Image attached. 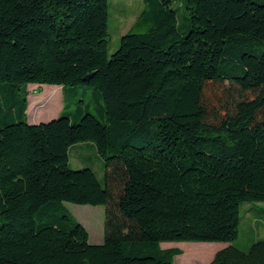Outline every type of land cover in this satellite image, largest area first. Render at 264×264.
I'll list each match as a JSON object with an SVG mask.
<instances>
[{
    "label": "trees",
    "instance_id": "obj_1",
    "mask_svg": "<svg viewBox=\"0 0 264 264\" xmlns=\"http://www.w3.org/2000/svg\"><path fill=\"white\" fill-rule=\"evenodd\" d=\"M142 1L109 56L108 0H0V264H172L164 242L264 264V239L231 244L241 203L264 202V0ZM29 84L78 107L29 123ZM84 141L102 184L69 166ZM65 202L104 207L102 243Z\"/></svg>",
    "mask_w": 264,
    "mask_h": 264
},
{
    "label": "rangeland",
    "instance_id": "obj_2",
    "mask_svg": "<svg viewBox=\"0 0 264 264\" xmlns=\"http://www.w3.org/2000/svg\"><path fill=\"white\" fill-rule=\"evenodd\" d=\"M144 4L142 0H108V32L109 39V56L119 46L121 35L119 32L139 30L133 27L137 16L143 10ZM173 7L177 10L179 17L185 14L184 3L182 0H175ZM227 85V83H226ZM49 84H29L27 86V97L31 99L33 96H45L51 93L49 100H43L30 105L28 108V122L39 123L47 122L56 117V112L61 111L63 114L70 115L78 107L75 98L70 95L66 96V100L62 101V97L58 96L57 90L51 89ZM58 87V86H57ZM57 89V88H56ZM223 93V98L230 99L236 94L234 88L231 90L227 86ZM80 96V95H78ZM85 104L90 103V93L82 96ZM37 105V106H36ZM82 106V105H81ZM58 108V109H57ZM58 110V111H56ZM51 113V114H50ZM39 119L38 122H30L29 120ZM69 166L71 169H80L83 167L91 168L98 176L99 182L102 184L103 159L97 153L93 142H78L69 147ZM69 213L86 229L89 234L88 242L90 244H100L103 241V222L104 207L102 205H82L71 202H65ZM240 223L238 237L231 244L241 250L247 251L251 244L257 239H264V202H243L240 206ZM225 242H164L162 247H179L182 253L173 258L172 264H204L208 261L209 256L226 246Z\"/></svg>",
    "mask_w": 264,
    "mask_h": 264
},
{
    "label": "crops",
    "instance_id": "obj_3",
    "mask_svg": "<svg viewBox=\"0 0 264 264\" xmlns=\"http://www.w3.org/2000/svg\"><path fill=\"white\" fill-rule=\"evenodd\" d=\"M138 16V15H137ZM137 16H135V17H137ZM123 33L122 32H119L118 33V35H122ZM58 86V85H57ZM50 86L49 88H50V91H51V89H54V90H57V93H58V96H59V98H60V96H61V89H60V86ZM57 88V89H56ZM50 94L51 93H48L47 95H45V96H42V94L41 95H37V96H33L31 99H29L28 97H27V99H28V103H27V108H26V113L28 114V108H29V106L30 105H33L34 103H36V102H39V101H43V100H49L50 98H49V96H50ZM37 105H38V103H36ZM36 105V106H37ZM58 109V108H57ZM56 111H58V110H56ZM59 112L60 111H58V112H56L57 114H56V116L59 114ZM51 114V113H50ZM27 120H28V115H27ZM40 120V118L39 119H35V118H33V120H29L30 122H38ZM216 252V251H215ZM215 252H213L210 256H209V258H208V261L207 262H209L211 259H212V257H213V255H214V253ZM207 262H205V263H207ZM204 263V264H205ZM190 264H194L193 262L192 263H190Z\"/></svg>",
    "mask_w": 264,
    "mask_h": 264
},
{
    "label": "water",
    "instance_id": "obj_4",
    "mask_svg": "<svg viewBox=\"0 0 264 264\" xmlns=\"http://www.w3.org/2000/svg\"><path fill=\"white\" fill-rule=\"evenodd\" d=\"M90 77V75H86L85 77H84V80H88V78ZM54 119V118H53ZM52 120V119H51ZM49 121V120H48Z\"/></svg>",
    "mask_w": 264,
    "mask_h": 264
}]
</instances>
